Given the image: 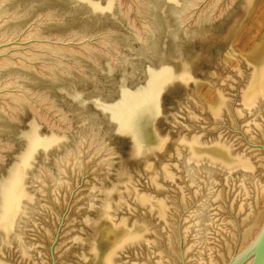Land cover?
<instances>
[{"label": "water", "instance_id": "obj_1", "mask_svg": "<svg viewBox=\"0 0 264 264\" xmlns=\"http://www.w3.org/2000/svg\"><path fill=\"white\" fill-rule=\"evenodd\" d=\"M0 264H264V0H0Z\"/></svg>", "mask_w": 264, "mask_h": 264}]
</instances>
